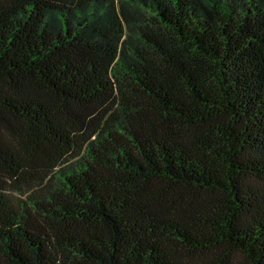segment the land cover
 <instances>
[{
	"label": "trees",
	"instance_id": "obj_1",
	"mask_svg": "<svg viewBox=\"0 0 264 264\" xmlns=\"http://www.w3.org/2000/svg\"><path fill=\"white\" fill-rule=\"evenodd\" d=\"M0 264H264V0H0Z\"/></svg>",
	"mask_w": 264,
	"mask_h": 264
}]
</instances>
